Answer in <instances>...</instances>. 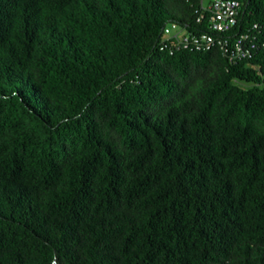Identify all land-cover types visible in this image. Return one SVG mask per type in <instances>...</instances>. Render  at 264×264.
<instances>
[{
    "label": "trees",
    "instance_id": "1",
    "mask_svg": "<svg viewBox=\"0 0 264 264\" xmlns=\"http://www.w3.org/2000/svg\"><path fill=\"white\" fill-rule=\"evenodd\" d=\"M238 1L229 60L158 49L199 0H0V264H264V0Z\"/></svg>",
    "mask_w": 264,
    "mask_h": 264
},
{
    "label": "built area",
    "instance_id": "2",
    "mask_svg": "<svg viewBox=\"0 0 264 264\" xmlns=\"http://www.w3.org/2000/svg\"><path fill=\"white\" fill-rule=\"evenodd\" d=\"M238 0H199L195 7V22L205 20L206 29H187L185 23L165 22L160 30L157 47L167 52L180 48L206 49L217 45L229 60L241 59L254 46L247 31L237 34L229 43L224 32L235 22ZM255 25V24H253Z\"/></svg>",
    "mask_w": 264,
    "mask_h": 264
},
{
    "label": "rangeland",
    "instance_id": "3",
    "mask_svg": "<svg viewBox=\"0 0 264 264\" xmlns=\"http://www.w3.org/2000/svg\"><path fill=\"white\" fill-rule=\"evenodd\" d=\"M206 0H204V2H205ZM238 83L239 84H241V85H243V86H248L249 85V83H247V82H243V81H238Z\"/></svg>",
    "mask_w": 264,
    "mask_h": 264
}]
</instances>
